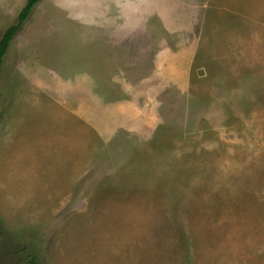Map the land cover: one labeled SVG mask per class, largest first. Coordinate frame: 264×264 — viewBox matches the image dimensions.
Wrapping results in <instances>:
<instances>
[{
    "label": "rangeland",
    "instance_id": "rangeland-1",
    "mask_svg": "<svg viewBox=\"0 0 264 264\" xmlns=\"http://www.w3.org/2000/svg\"><path fill=\"white\" fill-rule=\"evenodd\" d=\"M259 1L36 4L0 72V264H264Z\"/></svg>",
    "mask_w": 264,
    "mask_h": 264
},
{
    "label": "trees",
    "instance_id": "trees-1",
    "mask_svg": "<svg viewBox=\"0 0 264 264\" xmlns=\"http://www.w3.org/2000/svg\"><path fill=\"white\" fill-rule=\"evenodd\" d=\"M39 1L40 0H26L25 5L17 15V22L14 25L9 26L3 32L0 38V72L4 61L3 57L6 55L11 41ZM28 264H36L33 257L28 261Z\"/></svg>",
    "mask_w": 264,
    "mask_h": 264
},
{
    "label": "crops",
    "instance_id": "crops-1",
    "mask_svg": "<svg viewBox=\"0 0 264 264\" xmlns=\"http://www.w3.org/2000/svg\"><path fill=\"white\" fill-rule=\"evenodd\" d=\"M259 2L264 4V0H260ZM260 14H263V15H264V11L261 12ZM100 35H101V34H99L98 37H99ZM110 39H112V42L115 41V40L113 39L112 36L110 37ZM118 46H119V45H118ZM116 51H117V50H116ZM136 70H138V68H137ZM136 70H134V71H136ZM85 101H86V100H85ZM88 114H89V115H88L87 118H94V117H95V115H94L93 112H89ZM77 115H78V114H77ZM97 115H98V114H97ZM87 121H88V120H87ZM70 123H71V122H68L66 125H64V126H62V127H64V129L67 130L70 134H74L73 131H72V129L70 128ZM48 140H49V142L47 141V139H44V141H43V143L45 144V146L48 145V146H47V149H46V151H47L48 153L55 152L56 149H57V147H64V146L69 145V144H67V143H65V142H62V143H58V144H57V140H56L55 137L53 138V140H50V139H48ZM71 146L78 147V146H75V145H72V144H71ZM78 151H79V150H73V151L70 153V157H69V161H70V162L73 161V153L78 152ZM40 186H41V181H40ZM35 187H36V184H35ZM36 188H37V187H36ZM36 188H35V190H36ZM36 191H37V190H36ZM33 197H35V198L38 197V200H39V199H42V197L38 196V193L36 194V196H33Z\"/></svg>",
    "mask_w": 264,
    "mask_h": 264
}]
</instances>
